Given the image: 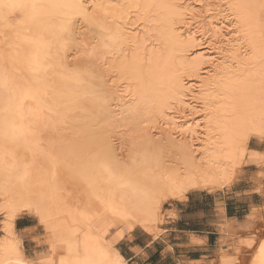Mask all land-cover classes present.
<instances>
[{
  "label": "bare ground",
  "instance_id": "6f19581e",
  "mask_svg": "<svg viewBox=\"0 0 264 264\" xmlns=\"http://www.w3.org/2000/svg\"><path fill=\"white\" fill-rule=\"evenodd\" d=\"M197 1L220 21L190 25L178 0H0V264H36L13 235L25 213L51 233L39 264H123L96 221L152 232L264 141V0Z\"/></svg>",
  "mask_w": 264,
  "mask_h": 264
},
{
  "label": "rangeland",
  "instance_id": "374dc122",
  "mask_svg": "<svg viewBox=\"0 0 264 264\" xmlns=\"http://www.w3.org/2000/svg\"><path fill=\"white\" fill-rule=\"evenodd\" d=\"M180 4H184L190 2L191 7L194 10L196 15L195 19H191V16L187 14L186 23L189 21L190 25L195 22L205 20L208 23L209 20L214 21L218 19L220 21V17L214 18V11L217 10V5L204 7V3L197 0H178ZM211 9H214L211 11ZM218 13V11L216 12ZM197 20V21H196ZM224 26L222 27V33L225 37L231 36V28L229 19H225ZM200 39V38H198ZM225 40V39H224ZM206 43L208 51L212 52L211 55L216 56V47L214 50L212 48L213 45H209ZM207 65L203 67H207ZM179 111V110H178ZM180 112V111H179ZM204 125L197 127L196 129L204 130ZM202 127V128H201ZM201 128V129H200ZM247 151L242 164L239 168L232 173L230 181L225 183L224 185L213 186V188L209 189H199L207 191L208 193H212L213 197H226L228 206L232 207L231 212H229V217L234 216L237 218L233 219V224L231 225V229H225L222 233L224 238L223 241V254L221 255L222 264H250L251 256L254 254L259 243L264 241V141H261L256 135L248 136L247 140ZM233 171V169H229ZM255 182V183H254ZM253 183L255 186H252ZM67 185V184H66ZM75 187V188H74ZM67 189H64L63 194L66 199L68 198L72 203L68 202V205L72 204L70 207H76L77 199L80 197V188L77 186H73L68 184ZM77 188V190H76ZM249 190H256L258 195H249L253 201L258 203L259 207L257 211L251 212L247 208V204L240 203L241 199L246 198V196H242L241 192ZM66 190V192H65ZM67 194V195H66ZM82 199H80L81 201ZM4 200H0V207L2 208ZM74 203V204H73ZM175 204V200H169L162 205V216L160 221L151 227L152 232L157 231L158 227L163 226L165 224L168 217L175 218L173 214L168 212V209ZM181 207V206H180ZM0 208V240L1 237L8 235L1 231L2 226L5 224L4 222L9 221V217L7 216L6 210ZM3 210V211H2ZM6 215V216H5ZM8 217V219H7ZM109 219V220H108ZM102 220V221H101ZM100 221H96L95 231L102 232L107 231L106 239L108 241L112 240V237L121 234V238L126 235L128 232L125 230V226L123 223L117 221L116 219L111 220L105 216V218H101ZM116 220V221H115ZM106 221V222H105ZM15 226V227H14ZM13 226L14 238L17 240L18 245L23 251V254L26 258L31 260L33 263L39 264L40 262H44L49 256L48 249L51 244V233L49 230H45V225L39 223V219L34 216L33 213H25L24 216L19 217ZM109 226V227H108ZM108 227V228H107ZM98 228V229H97ZM106 228V229H105ZM47 229V228H46ZM109 229V230H108ZM143 229V228H142ZM100 230V231H98ZM145 230V229H144ZM147 230V229H146ZM48 231V233H45ZM149 231V230H148ZM120 238V237H119ZM118 238V239H119ZM118 241V240H117ZM115 241V243L117 242ZM115 248V244H113ZM48 253V255H47ZM228 261V262H227ZM39 262V263H38Z\"/></svg>",
  "mask_w": 264,
  "mask_h": 264
},
{
  "label": "crops",
  "instance_id": "0c3cea01",
  "mask_svg": "<svg viewBox=\"0 0 264 264\" xmlns=\"http://www.w3.org/2000/svg\"><path fill=\"white\" fill-rule=\"evenodd\" d=\"M258 194L254 189L241 192L246 198L240 203L247 204L251 212L257 211L259 205L249 195ZM231 210L225 196L196 190L175 201L168 209L175 218L168 217L157 231L135 227L118 239L115 248L123 264H222V233L232 228L231 220H237L229 217Z\"/></svg>",
  "mask_w": 264,
  "mask_h": 264
}]
</instances>
